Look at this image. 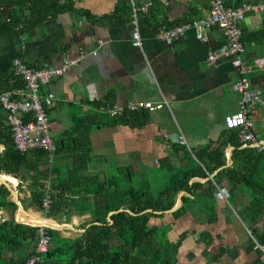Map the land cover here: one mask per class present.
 Returning <instances> with one entry per match:
<instances>
[{"label":"crops","instance_id":"1","mask_svg":"<svg viewBox=\"0 0 264 264\" xmlns=\"http://www.w3.org/2000/svg\"><path fill=\"white\" fill-rule=\"evenodd\" d=\"M55 1L67 8L19 38L2 35L0 31V73L12 70L16 56L31 66L44 67L60 66L65 59L82 55L77 66L43 88L57 94L49 111L55 136L71 129L84 113H102L97 102L168 101L169 106L148 110L149 122L143 127H131L108 116L103 119L106 123L95 126L91 133L90 173L104 178L119 173V167H133L134 184L149 183L155 195L175 174L197 166L207 171L197 152L212 143L215 148L226 142L225 163L212 173L207 171L205 177L194 175L189 183L204 186L196 188L193 194L179 191L175 206L159 223L171 225L169 235L173 241L188 232L179 248V264H264V252L258 246L264 244L252 232L256 229L264 237V203L260 218L248 222L243 212L253 198L252 187H234L229 176L218 183L215 176L222 168L234 167L236 146L229 139L231 129L225 126L224 117L240 108L241 99L237 87L240 72L232 57L216 64L207 60L210 50L226 42L225 35L218 27H212L205 41L198 39L194 30L173 44L156 37L160 28L209 15L207 0H154L148 12L140 13L142 48L133 44L131 0ZM239 1L228 0V4ZM27 11L28 7L18 5L15 13L20 16ZM241 26L245 58L251 60L264 54V14L249 12ZM249 76L264 91V70H254ZM253 118L255 129L264 138V106ZM181 134L189 147L179 144ZM238 137L242 142L240 149L254 146L261 150L252 142H243L239 130ZM259 164L264 166L263 162ZM11 181L18 183L17 179ZM184 196L200 200L173 220L170 212L184 204ZM207 200L210 206L205 205ZM19 205L21 219L24 207ZM83 216L87 217L85 221L77 223L76 218ZM88 217L86 214L56 219H60L64 233L75 237L85 230L83 225ZM208 217L214 219L209 221Z\"/></svg>","mask_w":264,"mask_h":264},{"label":"trees","instance_id":"2","mask_svg":"<svg viewBox=\"0 0 264 264\" xmlns=\"http://www.w3.org/2000/svg\"><path fill=\"white\" fill-rule=\"evenodd\" d=\"M18 5L28 7L27 13L17 16ZM66 8L55 0H0V31L2 35L19 38ZM24 85V80L14 74L13 66L12 70L0 73V94ZM96 105L100 107L106 103L97 102ZM105 118L100 112L84 113L71 129L55 136V162L48 166L45 149L32 148L26 152L16 149L0 104V146H3L0 148V173H3L0 179L19 180L18 189H22L24 181L28 182L30 190L29 196L19 197L25 208L21 219L30 223L27 224L14 216L19 204L12 198L10 187L0 184V212H6L0 218V264H23L34 253L39 234L38 226L33 224L43 217L54 221L41 213L45 211L43 199L47 193L52 198L49 213L55 218L70 219L86 214L89 217L83 225L85 230L75 237L48 226L52 239L39 264H179V248L188 232L184 231L177 241H173L169 235L171 225L160 224L159 220L175 206L179 191L193 194L196 188L204 186L189 183L194 175L205 177L207 171L212 173L225 163L227 143L215 148L212 143L197 152L207 171L197 166L191 171L175 174L155 195L149 183L134 184L136 172L133 167H119V173L104 178L99 173L89 172V159L93 155L91 133L95 126L106 123ZM112 118L131 127H143L149 122V112H125ZM229 131V139L236 146L234 167L222 168L215 176L218 183L222 177L229 176L234 187L242 184L252 187L253 198L244 207L243 217L253 223L263 211L264 166L259 162L264 163V151L254 146L240 149L242 142L238 130ZM210 147L213 150H209ZM6 181L14 184L11 180ZM198 200L200 197L184 196V204L170 212L171 218L177 220ZM209 202L205 201V205ZM17 216L20 220V211ZM213 219L208 217L209 221ZM252 232L264 244V237L256 229Z\"/></svg>","mask_w":264,"mask_h":264},{"label":"built area","instance_id":"3","mask_svg":"<svg viewBox=\"0 0 264 264\" xmlns=\"http://www.w3.org/2000/svg\"><path fill=\"white\" fill-rule=\"evenodd\" d=\"M162 1L168 2V0ZM207 2L210 7L209 15L172 27L160 28L156 32V37L167 44H173L189 30H194L196 37L205 41L210 28L218 27L222 30L226 42L210 50L207 60L210 64H216L225 57H232V63L240 72L237 87L241 92L240 108L225 115V126L229 129H238L243 142H252L264 150V138L255 129L253 118V114L264 106V91L260 86L254 85L249 76L254 70H264V54L255 55L251 60L245 58L246 45L241 26V21L249 12L264 14V0H240L234 4H228V0H207ZM153 4L154 0H144L141 3L131 0L134 24L132 37L133 44L137 47H143V37L139 28L140 13L148 12ZM81 59L82 55H79L65 59L60 66L35 67L29 65L21 56H16L12 63L14 74L21 77L25 85L0 94V104L10 125L16 149L21 152L32 148L45 149L48 152V166L54 164L57 150L53 136V122L49 113L56 102L57 94L54 90L44 91L43 88L77 66ZM164 106H169L168 101L133 100L125 104L102 105L99 110L109 117H116L125 112L160 109ZM179 144L189 147L184 134L179 136ZM17 185L18 183L15 186ZM51 204V194L47 193L43 199L45 211H49ZM35 226H38L39 239L34 253L23 264H39L42 254L48 250L52 239L47 230L48 225ZM258 246L264 252V245L258 244Z\"/></svg>","mask_w":264,"mask_h":264},{"label":"rangeland","instance_id":"4","mask_svg":"<svg viewBox=\"0 0 264 264\" xmlns=\"http://www.w3.org/2000/svg\"><path fill=\"white\" fill-rule=\"evenodd\" d=\"M105 117L106 118H109L107 115H105ZM53 136H54V138H55V135H54V133H53ZM0 174H3V173H0ZM19 181V180H18ZM0 183H5L7 186H10L11 188H12V191L14 190V192L12 193V198L13 199H15L16 201H18V202H20V199H19V197H20V195L21 196H25V195H27V196H29L30 195V190H29V185H28V182H23L22 183V189H18L19 188V186H15L13 183H11L10 181H1V179H0ZM19 183V182H18ZM17 202V203H18ZM19 204V203H18ZM20 206V205H19ZM30 209H33V208H30ZM19 210V209H18ZM26 210H29V209H26ZM33 210H35V209H33ZM35 211H37V210H35ZM3 212V215H6V212L5 211H2ZM17 212V211H16ZM16 212L14 211V216H15V218L18 220V221H22V219H18V216L16 215ZM37 212H41V211H37ZM43 215H47L48 214V216L49 217H51L54 221V223L52 224V225H48L49 227H55V228H60L61 229V226H60V222L58 221V220H60V219H56L53 215H51L50 213H49V211H44V212H41ZM20 217V216H19ZM87 217H85V216H83V217H78V218H76V221H77V223H79V224H81V223H83L84 221H85V219H86ZM43 219H45V217H43ZM23 222V221H22ZM25 223H29V222H26V221H24ZM55 222H57V224L55 223ZM30 224V223H29ZM32 225V224H31ZM65 234H69L70 236L72 235V233H67L66 231H65Z\"/></svg>","mask_w":264,"mask_h":264},{"label":"bare ground","instance_id":"5","mask_svg":"<svg viewBox=\"0 0 264 264\" xmlns=\"http://www.w3.org/2000/svg\"><path fill=\"white\" fill-rule=\"evenodd\" d=\"M5 180H13V179H10V177H7ZM42 221H39L37 223H34L33 225H52L54 222L53 221H50L48 220L47 217H45V219H41ZM24 222V221H23ZM55 228V227H54Z\"/></svg>","mask_w":264,"mask_h":264},{"label":"water","instance_id":"6","mask_svg":"<svg viewBox=\"0 0 264 264\" xmlns=\"http://www.w3.org/2000/svg\"><path fill=\"white\" fill-rule=\"evenodd\" d=\"M19 204H21V202H19ZM18 212V211H17ZM17 212H16V214H17ZM3 217V214H2V212H0V218H2ZM19 222H22V221H19ZM25 223V222H24ZM27 224H29V223H27Z\"/></svg>","mask_w":264,"mask_h":264}]
</instances>
